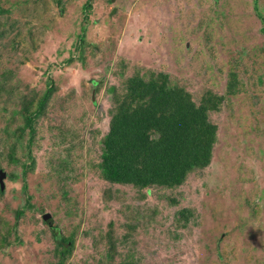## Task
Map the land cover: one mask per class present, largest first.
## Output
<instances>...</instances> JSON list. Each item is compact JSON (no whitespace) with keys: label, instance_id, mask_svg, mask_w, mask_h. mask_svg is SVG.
<instances>
[{"label":"rangeland","instance_id":"374dc122","mask_svg":"<svg viewBox=\"0 0 264 264\" xmlns=\"http://www.w3.org/2000/svg\"><path fill=\"white\" fill-rule=\"evenodd\" d=\"M0 9V264H58L53 227L72 241L64 264H264V0ZM156 75L208 99L210 162L173 189L110 184L98 165L117 101Z\"/></svg>","mask_w":264,"mask_h":264},{"label":"trees","instance_id":"16d2710c","mask_svg":"<svg viewBox=\"0 0 264 264\" xmlns=\"http://www.w3.org/2000/svg\"><path fill=\"white\" fill-rule=\"evenodd\" d=\"M0 13L8 11L0 9ZM234 78L231 76L228 83L227 93L231 95L237 93ZM164 80H158L157 75L149 82L137 76L127 80L128 93L121 102L117 101L103 140L98 165L102 180L138 189H173L182 185L192 171L208 166L216 133L207 117L208 99L203 103V98V104L197 106L189 94L176 86L166 90ZM51 92L48 87L34 112L25 115L28 126L39 116ZM213 99L217 102L211 108H216L222 98ZM22 166L23 174L28 168ZM51 236L60 248L58 264H64L72 241L62 237L55 227L51 228Z\"/></svg>","mask_w":264,"mask_h":264},{"label":"water","instance_id":"95a60500","mask_svg":"<svg viewBox=\"0 0 264 264\" xmlns=\"http://www.w3.org/2000/svg\"><path fill=\"white\" fill-rule=\"evenodd\" d=\"M4 176H5V175H4L3 173H0V183L2 182V179H3ZM49 218H50V217H49V216H46V215L43 217L44 221H48Z\"/></svg>","mask_w":264,"mask_h":264}]
</instances>
